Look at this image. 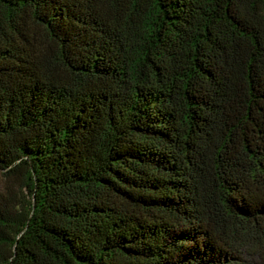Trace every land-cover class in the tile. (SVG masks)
Wrapping results in <instances>:
<instances>
[{"label": "trees", "instance_id": "obj_1", "mask_svg": "<svg viewBox=\"0 0 264 264\" xmlns=\"http://www.w3.org/2000/svg\"><path fill=\"white\" fill-rule=\"evenodd\" d=\"M0 264H264V0H0Z\"/></svg>", "mask_w": 264, "mask_h": 264}]
</instances>
